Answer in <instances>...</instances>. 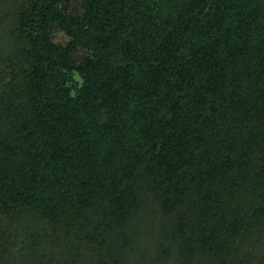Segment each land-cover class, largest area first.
Listing matches in <instances>:
<instances>
[{"label": "trees", "instance_id": "1", "mask_svg": "<svg viewBox=\"0 0 264 264\" xmlns=\"http://www.w3.org/2000/svg\"><path fill=\"white\" fill-rule=\"evenodd\" d=\"M0 264H264V0H0Z\"/></svg>", "mask_w": 264, "mask_h": 264}]
</instances>
